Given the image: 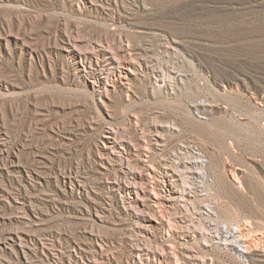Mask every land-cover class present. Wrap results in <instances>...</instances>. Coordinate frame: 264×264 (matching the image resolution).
Listing matches in <instances>:
<instances>
[{
  "label": "rangeland",
  "instance_id": "rangeland-1",
  "mask_svg": "<svg viewBox=\"0 0 264 264\" xmlns=\"http://www.w3.org/2000/svg\"><path fill=\"white\" fill-rule=\"evenodd\" d=\"M91 2L84 7L71 0H0V142L18 165L5 170L12 158L0 160V264H68V243L85 240L88 232H98L106 244L109 259L103 264H125L128 248L142 244L130 213L114 199L98 221L79 214L82 204L60 182L64 171L88 175L101 205L100 182L119 175L117 162L101 174L95 162L108 125L121 128L136 147L151 122L173 126L166 133L167 153L178 144L193 145L211 161L214 187L206 200L220 219L246 221L254 234L264 232V0ZM68 42L82 57L84 51L98 53L87 71L104 64L100 45L113 51L130 47L142 66L130 96L119 89L109 94V120L77 73ZM161 73L174 83L171 92L147 80ZM201 100L207 105H198ZM133 160L139 170V159ZM234 167L241 170L236 181L227 171ZM24 170L41 173V185L26 184ZM15 232L25 238L22 248L12 241ZM152 239L160 242V232ZM85 242L90 245L89 237ZM219 257L214 264H242Z\"/></svg>",
  "mask_w": 264,
  "mask_h": 264
},
{
  "label": "bare ground",
  "instance_id": "bare-ground-1",
  "mask_svg": "<svg viewBox=\"0 0 264 264\" xmlns=\"http://www.w3.org/2000/svg\"><path fill=\"white\" fill-rule=\"evenodd\" d=\"M71 2L77 5L81 3L84 7L92 3L91 0H71ZM109 48H104L103 45L97 47L96 50L100 53L104 64L101 66L97 64L95 71H87L86 67L98 53L88 50L84 51L82 57L81 51L77 50L74 42H68L66 47L75 58L71 57L77 73L84 77L98 104L102 106L101 113L106 121L111 117L107 103L111 91L119 89L126 97L130 96L133 82L142 75L141 68L139 69L141 65H138L139 63L132 56L130 47L125 46L121 51H113ZM182 76L178 74L176 79L182 81ZM146 77L162 89L170 92L174 90L172 80H167L168 78L166 79L162 73ZM152 86L150 88L153 89ZM197 104L207 105L203 100ZM198 108L194 107V112ZM171 127L166 123L151 122L146 135L140 131L141 143L136 147L131 140L125 139L121 128L104 126L94 155L98 165L97 170L99 169L101 174L110 168L111 161H115L119 167V175L117 177L114 175L112 180L109 179L111 176L102 179L100 186L105 190V196H99L102 199L99 205L95 196L97 192L92 187L93 183L86 180L88 175L84 176L77 169L68 173L64 171L60 176V182L65 193H68L66 195H71L73 200L77 199L82 204L80 215L88 212L89 216L92 215L98 221H102L104 215L102 213L106 211L109 199L112 201L114 199L121 205L126 214L130 213L135 223L133 228L140 235L142 244L136 242L137 244L133 243L134 245L128 248L125 264H214L220 258V254L228 255L232 260H238L242 264H264V232L254 234L246 221L227 224L226 220L220 219L218 208L207 201L208 199L206 200L214 187L213 179L208 176L211 161L193 145L178 144L173 152H166V133ZM1 145L3 146L2 142H0V160L3 157L12 158L10 166L3 162L4 169L8 170L15 163L14 157L13 154L11 156L6 153ZM150 152L160 157L151 161ZM133 156L139 159H134L141 164L139 170L131 166L130 161L133 160L131 159ZM234 168L227 170L232 181H236L241 175V170ZM24 173L28 185L34 187V184L41 185L43 182V175L40 176L41 173L38 174L35 170H24ZM156 231L160 232L162 238L160 242H155L156 240L153 242L152 238ZM88 233L90 245L85 242L88 237L85 240L77 238L69 240L66 249L68 264H103V261L109 259L105 254L106 244L99 233ZM55 237L57 239V236ZM11 238L13 243H19V247L25 239L16 232ZM44 250L46 254L44 256L54 258V252L51 251L49 256Z\"/></svg>",
  "mask_w": 264,
  "mask_h": 264
}]
</instances>
